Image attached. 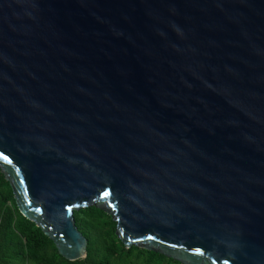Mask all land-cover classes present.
Instances as JSON below:
<instances>
[{
    "label": "water",
    "instance_id": "water-1",
    "mask_svg": "<svg viewBox=\"0 0 264 264\" xmlns=\"http://www.w3.org/2000/svg\"><path fill=\"white\" fill-rule=\"evenodd\" d=\"M0 173L67 261L95 207L125 249L264 264V0H0Z\"/></svg>",
    "mask_w": 264,
    "mask_h": 264
},
{
    "label": "trees",
    "instance_id": "trees-1",
    "mask_svg": "<svg viewBox=\"0 0 264 264\" xmlns=\"http://www.w3.org/2000/svg\"><path fill=\"white\" fill-rule=\"evenodd\" d=\"M72 217L86 239V255L67 261L34 223L19 214L0 173V264H181L156 252L125 249L115 236L111 217L95 207L73 211Z\"/></svg>",
    "mask_w": 264,
    "mask_h": 264
},
{
    "label": "snow or ice",
    "instance_id": "snow-or-ice-1",
    "mask_svg": "<svg viewBox=\"0 0 264 264\" xmlns=\"http://www.w3.org/2000/svg\"><path fill=\"white\" fill-rule=\"evenodd\" d=\"M4 160H6L7 161V157L6 156H4V157H2ZM197 251H199V250H197Z\"/></svg>",
    "mask_w": 264,
    "mask_h": 264
}]
</instances>
